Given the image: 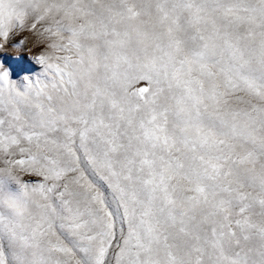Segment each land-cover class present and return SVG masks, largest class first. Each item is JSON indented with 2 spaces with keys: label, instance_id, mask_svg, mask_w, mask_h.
<instances>
[{
  "label": "snow or ice",
  "instance_id": "snow-or-ice-1",
  "mask_svg": "<svg viewBox=\"0 0 264 264\" xmlns=\"http://www.w3.org/2000/svg\"><path fill=\"white\" fill-rule=\"evenodd\" d=\"M29 19L0 264H264V0H0L4 40Z\"/></svg>",
  "mask_w": 264,
  "mask_h": 264
},
{
  "label": "rangeland",
  "instance_id": "rangeland-1",
  "mask_svg": "<svg viewBox=\"0 0 264 264\" xmlns=\"http://www.w3.org/2000/svg\"><path fill=\"white\" fill-rule=\"evenodd\" d=\"M31 23L29 19L23 29H14L7 40L0 37V71H7L13 82H21L28 77L35 79L42 71V66L36 58L48 51V38L46 34H41V25H38L36 30H31ZM138 86L147 85L142 81ZM91 178L103 187L102 181L97 177ZM23 179L33 182L40 180L39 177L27 175L23 176Z\"/></svg>",
  "mask_w": 264,
  "mask_h": 264
}]
</instances>
